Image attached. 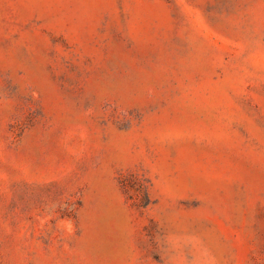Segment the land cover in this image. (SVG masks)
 Masks as SVG:
<instances>
[{"label":"rangeland","instance_id":"rangeland-1","mask_svg":"<svg viewBox=\"0 0 264 264\" xmlns=\"http://www.w3.org/2000/svg\"><path fill=\"white\" fill-rule=\"evenodd\" d=\"M0 264H264V0H0Z\"/></svg>","mask_w":264,"mask_h":264}]
</instances>
